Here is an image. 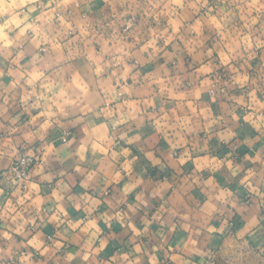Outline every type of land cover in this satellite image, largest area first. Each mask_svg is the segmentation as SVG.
<instances>
[{
  "label": "clouds",
  "instance_id": "clouds-1",
  "mask_svg": "<svg viewBox=\"0 0 264 264\" xmlns=\"http://www.w3.org/2000/svg\"><path fill=\"white\" fill-rule=\"evenodd\" d=\"M94 3L95 0H0V55L7 62L0 65V86L6 90L0 115L7 114L9 99H18L23 105V113L10 119L5 153L20 158L19 146L22 143L32 144L39 140L42 142L39 154H27L29 159L37 161L32 175L43 173L49 157L54 155L57 159L72 162V175L82 176L81 184L86 189L98 185L102 179L103 186L98 188V195H85L93 208L105 203L103 196L109 188L116 187L125 197L137 193L145 184L139 169L146 162L169 167L174 163L176 168L182 170L190 167L187 184L192 188L200 187L207 195V199L198 207H187L185 210L186 217L198 222L196 231L186 226L189 233L187 238L181 237L175 247L164 248L161 245L149 254L135 243L141 230L134 228L135 247L125 256L128 264H141V255H147L148 264H161V249L165 261L172 264H197L196 257L201 262L208 261V264H264V215L260 211L264 208V100L259 95L264 71L253 73L249 70L251 61L256 58V50L264 48V39L254 37L249 31H234L231 27L235 15L250 21L244 28L255 24L264 16V0L236 5L225 2L217 6L211 5L209 0H169L163 7L154 3L145 8L148 16L166 14L170 17L171 35L168 40L176 39L183 21L189 19L190 28L197 37L207 29L216 32L220 60L224 65L231 66L235 74L233 86L247 90L248 102L240 101L233 111V118H239L238 110L242 108L243 120L257 133L254 138L242 141L248 143L250 149L244 160L251 162L253 167L219 156L211 144L207 147L203 143L193 144L190 133L197 119L209 129L216 125L210 110L197 113L195 107H190L189 115L175 118L159 116L151 120L155 129L153 135L168 140L170 158L162 157L146 146L143 147V156L136 155L135 149L143 145L139 121L145 114L131 106L130 98L124 95L125 77H129V69L123 67L122 70L118 68L117 71L108 72L113 64L124 65V59L117 55L123 48H117L112 43L113 40L119 41L118 32L112 37L104 34L103 20L99 19ZM123 15L112 7L111 12L106 13V18H114L113 23H123ZM54 21L59 22L58 28H54ZM29 33L33 34L31 43L35 47L51 45V49H44L46 57L37 55L33 58L30 69L21 63L26 52L13 51L19 48V42ZM97 44L100 45L99 50H96ZM152 44H155V40ZM81 56L87 58L85 67L76 63V58ZM237 59L243 61L239 67L232 65V61ZM199 71L207 72L209 68H200ZM5 77L10 79L9 84H2ZM211 83L210 80L204 81L205 85ZM7 92H11V96ZM24 113L30 119L27 124L21 125V115ZM0 127L4 125L0 124ZM70 128L77 132L73 138H69ZM219 131L216 125V132ZM53 132L59 135L49 139V134ZM237 133L238 129L233 130L228 139H235ZM217 138L214 133L213 139ZM257 144L262 145L259 151L255 148ZM254 151L255 155L252 154ZM89 157L93 159L90 161ZM205 161L212 174L202 177L203 169L200 166ZM105 169L106 173L101 176ZM225 171L235 180V188L222 186L215 179L216 172ZM13 172L16 170L13 169ZM9 178L13 183H19L11 176ZM22 181L26 188L20 195V205L29 201L35 205L42 204L44 201L41 197L37 195L33 198V194L38 192V184L31 176L22 177ZM167 184L162 177L160 187L153 185V195H166L169 191ZM68 187L64 181L59 182L61 190ZM172 187L176 189L171 200L175 205L177 198H182L185 193L179 181ZM242 194H246L243 200L240 199ZM60 199L57 195L56 200ZM57 208L59 212H65L59 205ZM8 211L16 213L13 219L17 216L22 218V213L13 208L10 201ZM165 211H169L168 202L155 214L154 219L159 221ZM245 212L248 213L245 222L238 230H233L232 218ZM220 217H224V222L216 227L212 221ZM112 218L120 223L124 221L120 212H114ZM104 219L107 222L109 217L105 215ZM71 227L80 225L73 224ZM80 231L88 236L80 251L69 252L61 258L57 254L63 249L64 242L61 240L46 245L37 234L26 244L17 247V264H49L50 261L69 264L76 260H79V264H111L99 259L100 253L107 247V241L101 238L103 230L97 219H90ZM143 231H148V228L145 227ZM17 232H23V225ZM201 232L208 237L204 248H200L193 238ZM3 234L11 239L10 232ZM160 237L165 239L163 231ZM254 244L259 251L253 247ZM21 247L34 248L44 259L35 260L32 252H23ZM12 254L9 248L4 255L11 258ZM115 259L113 256L112 260ZM0 264H4V259H0Z\"/></svg>",
  "mask_w": 264,
  "mask_h": 264
},
{
  "label": "crops",
  "instance_id": "crops-1",
  "mask_svg": "<svg viewBox=\"0 0 264 264\" xmlns=\"http://www.w3.org/2000/svg\"><path fill=\"white\" fill-rule=\"evenodd\" d=\"M169 0H95L94 7L99 19L103 20V32L106 37L115 36L118 32L119 41L113 40V45L123 48L117 55L124 59L123 66L115 64L108 68V72H114L123 67L129 69V77H125L126 91L125 96L130 98V105L140 109L145 115L139 121L142 131L143 145L135 149L137 156H143V147L155 150L158 155L170 158V145L166 138L153 135L154 125L151 123L153 118L159 116L182 117L189 115L190 107H195L197 113L203 110H210L219 126L220 131L216 132V125L211 129L205 127L199 119L194 123L191 130L193 144L203 143L206 147L211 144L219 156L229 157L238 163L253 167L251 162L244 160V156L249 152V144L242 142L248 138H254L257 133L251 129L243 120L244 111L238 110V117L233 118V111L243 99L248 102L247 90L233 86L234 72L232 67L224 65L219 57V38L214 30L207 29L199 37L190 28V19L183 21L181 31L176 39L168 40L171 35L170 17L166 14L159 16H148L145 8L149 4L159 3L161 7ZM229 2L234 5L251 3L252 0H209L213 6ZM112 7L123 15V23L115 22L114 18H106V13H110ZM159 11V10H158ZM126 13V14H125ZM190 15V14H189ZM250 21L235 15L231 21L234 31H249L254 37L264 39V16L249 28H244ZM129 24L130 29L124 32V26ZM59 27V22L54 21V28ZM32 33L22 38L19 48L13 51L24 50L26 55L21 61L25 68H31V61L34 57H46L45 47L51 49V45H41L39 48L31 43ZM180 37H183L181 39ZM155 40V44L152 41ZM145 46H148L147 48ZM100 45H96L99 50ZM256 58L251 61L253 73L264 71V48L256 50ZM86 57H77L76 63L81 67L87 64ZM7 63L0 55V65ZM243 61L233 60L232 65L239 67ZM207 67L209 71L201 72L200 68ZM219 75L221 77H219ZM219 77V78H217ZM210 80L212 83L205 85L204 81ZM10 79L5 77L2 84H9ZM261 91L260 98L264 100V82L259 85ZM30 90V89H29ZM199 93V95H197ZM6 90L0 86V105L4 103ZM11 96V92H7ZM23 113V105L18 99H9L7 114L0 115V259H4V264H17L16 250L39 234L41 240L47 245L55 241H63L64 247L57 254L61 258L67 253H76L85 244L88 236L80 231V228L95 217L101 229V238L106 239L107 247L100 253V260L110 261L111 264H128L125 256L131 253L135 243L141 245L146 253H152L154 249L175 247L181 237L187 238L190 227L193 232L197 229V221L185 216L187 207L196 208L207 199L206 192L200 187L192 188L187 184L186 178L191 173L190 167L183 170L171 166L154 165L151 162L144 163L139 173L145 179L144 186L130 196L125 197L116 187L106 190L103 199L105 203L99 207L89 206V201L85 199L86 193L90 196L98 195V188L103 186L101 179L98 185L90 186L86 189L82 186V176L72 175L71 161L57 159L54 155L50 156L44 166L43 173L32 175V180L38 184V192L33 194V198L38 195L43 199L40 205L32 204L30 201L25 205H20V195L24 189H20L17 195V188L13 187L3 173L13 163L16 157H10L5 153V139L8 135L10 119ZM27 113L21 115L20 124H27L29 121ZM147 121V122H146ZM238 133L235 139L229 140L228 137L233 130ZM217 139H213V134ZM59 135L57 132L49 134V139ZM77 135L76 129H69V138ZM150 141V142H149ZM22 146L41 149L42 142L37 140L35 143H22ZM262 145H255L256 151ZM253 155L256 154L254 151ZM93 158L89 157L91 161ZM139 163V161H138ZM96 167V165H90ZM37 167V166H36ZM34 168L33 172L35 171ZM203 171L202 177H207L212 173L209 171L208 162L205 161L200 166ZM107 169L101 173L103 176ZM168 182L169 191L166 195H153V185L160 187L161 178ZM215 179L222 186H232L235 188V180L227 171L216 172ZM64 181L69 185L66 189L59 188V182ZM179 181L180 187L184 189V196L177 198L173 205L176 189L172 187ZM59 195L61 199L56 200ZM139 196V198H138ZM246 194H242L243 200ZM9 201L13 208L22 213V218L16 216L15 212L8 211ZM168 202L169 211L162 213L159 221L154 219L155 214ZM57 205L65 209L64 213L58 211ZM129 205H132L129 207ZM264 215V208L260 209ZM114 212H120L124 216L123 223L118 219L112 218ZM109 220L106 222L104 216ZM248 213L238 214L231 220L233 230H238L247 217ZM27 221V223H25ZM224 222V217L214 219L212 223L219 227ZM79 224L80 227L72 228L71 225ZM23 225V232L17 229ZM187 226V227H186ZM145 227L148 231H143ZM135 229L141 230V235L136 236ZM11 234V239L4 236V232ZM165 233V239H161L160 233ZM136 236L135 243L133 237ZM67 237V238H65ZM194 240L198 242L200 248L207 246V234L201 232L195 235ZM256 248V245H253ZM12 249V257H5L8 249ZM23 252H32L35 260H43L34 248L21 247ZM256 251H259L256 248ZM115 256L116 259L112 260ZM161 264H172L165 261L163 249L159 253ZM131 258V257H130ZM197 264H204L199 257H196ZM49 264H54L50 261ZM69 264H79V260L69 262ZM141 264H148L147 255H141Z\"/></svg>",
  "mask_w": 264,
  "mask_h": 264
},
{
  "label": "built area",
  "instance_id": "built-area-1",
  "mask_svg": "<svg viewBox=\"0 0 264 264\" xmlns=\"http://www.w3.org/2000/svg\"><path fill=\"white\" fill-rule=\"evenodd\" d=\"M130 26L129 24H126L124 26V32L129 31ZM219 77H221L219 75ZM217 77V78H219ZM220 79V78H219ZM40 149L39 148H33V147H27V146H22L19 149V157L16 158L13 163L5 170L3 173L4 177L7 179V181L15 188H20L24 189L26 188V185L22 181V177L24 176H31L32 178V173L34 168L37 166V161L33 159L28 158V152H33L36 153L37 155L39 154ZM24 161V162H22ZM13 169L16 170V172H13ZM16 173H19L20 175L17 176ZM15 178L19 183H13L12 179L9 177ZM9 264V263H7ZM204 264H208V261H205Z\"/></svg>",
  "mask_w": 264,
  "mask_h": 264
}]
</instances>
